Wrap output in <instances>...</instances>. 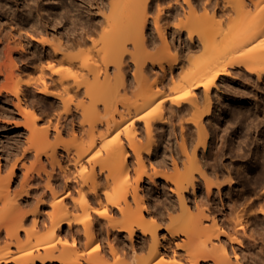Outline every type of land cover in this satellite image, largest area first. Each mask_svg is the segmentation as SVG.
<instances>
[{
  "label": "bare ground",
  "instance_id": "obj_1",
  "mask_svg": "<svg viewBox=\"0 0 264 264\" xmlns=\"http://www.w3.org/2000/svg\"><path fill=\"white\" fill-rule=\"evenodd\" d=\"M45 1L54 0H19L20 17L14 22L23 32L17 51L23 54L26 43H48L52 51L33 58L48 57L47 67L58 75L51 82L65 93L87 97L94 117L87 126L84 121L74 126L67 109L55 123L38 126L29 87L46 94L49 85L42 75L40 86L34 81L23 86L19 78L8 85L20 69L6 47L14 68H0V91L7 93L4 98H16L13 105L28 135L26 159H15L0 174V264H239L247 219L233 218V210L245 205L248 219L264 223L258 217L264 212L257 210L264 204V0L233 1V12L220 0H184L189 24L174 30H184L186 41L168 40L159 14L152 19L159 46L145 33L154 0H68L73 18L63 0H58V15ZM14 6L9 3L7 11ZM92 8L111 11L92 14ZM42 11L49 15L46 20ZM103 21L110 45L100 62L78 64L67 49L90 41ZM68 24L76 33H69ZM55 62L74 71L54 68ZM147 62L156 63L159 74H147ZM131 63L132 77L125 79L123 69H131ZM190 110L193 116L183 121ZM204 119L214 126L210 148L200 141L207 135ZM171 120L179 121L181 152L165 151L157 159L154 131ZM69 123L72 138L59 139ZM81 133L88 135L86 143L76 141ZM27 150H33L32 160ZM129 150L134 163L128 161ZM151 157L159 167L152 175L161 173L176 198L159 200L153 209L145 200L148 189L140 188L144 176L152 179L145 164ZM18 164L16 189L11 186ZM169 167L176 175H167ZM201 184L205 192L197 193Z\"/></svg>",
  "mask_w": 264,
  "mask_h": 264
},
{
  "label": "rangeland",
  "instance_id": "obj_2",
  "mask_svg": "<svg viewBox=\"0 0 264 264\" xmlns=\"http://www.w3.org/2000/svg\"><path fill=\"white\" fill-rule=\"evenodd\" d=\"M4 5L3 7H0V68L1 71L4 72L5 70L9 71L10 68H14V66L11 65V62L9 61V57L6 53V47L9 46L11 48V56L13 57L16 65L20 69L19 77L12 78L8 85H13L19 78V81L21 85L25 86L26 82L34 81L39 86L41 84V78L40 75L43 76V79L48 83L49 93H41L37 92V87L31 85L29 87L31 92V95H27L31 100L30 106L35 113L38 115L39 119L37 120V125L42 127L48 124V122H51V124L55 123L56 119L59 116L66 115L65 111L68 109V120L70 122H73V125H78V122L84 121V125L87 126V122L91 121L94 116V113H92L91 107H89V99L83 94H75L73 90L69 91V93H65L60 90L58 84L57 86L54 85V82H51V78L57 82L58 75L55 73H52L51 70L47 67L46 60L48 57H42V58H33V55L36 53L43 54L44 51H47L50 49L51 46L47 44L37 43L38 45L26 43V51L19 55L20 53L17 51V41L19 38L20 33L23 32V29L20 27L19 23H16L14 21H17L20 17L19 11L17 9V5L19 4V0H0ZM94 1V0H92ZM175 0H154L153 3L149 6L147 10V17L148 21L145 26V33L146 36H152L153 40L155 42V45L159 46L161 44L162 39L157 34V32L154 30L152 26V19L159 14V24L164 25V32L165 36L168 40L175 43V45L178 44L179 41H186V35L185 31L176 32L174 30L175 25H184L187 26L189 22L187 21L188 16V8L186 4L184 3V0H177V2H174ZM222 4H225L226 8L233 12V1L238 0H220ZM244 1V0H243ZM248 1V0H245ZM97 0H95V3ZM134 2V0H133ZM9 3H14V10L7 11L6 7L9 5ZM47 6H53L54 8L51 9V13L58 15L59 13L56 12L59 8L57 6H60V1L54 0V1H45ZM175 3V4H174ZM170 4H173V6H170ZM62 5L67 6V8H70V16L73 18L74 15V9L71 8L70 4L68 3V0H63ZM93 7V6H92ZM63 6H61V9ZM250 8V6L248 7ZM92 14H96L98 12H103L106 14L110 13L109 8H102L101 10H94L92 8ZM247 9V8H246ZM203 13V10H197V14L201 15ZM233 14V13H232ZM42 17L43 19H47L49 17L47 11H42ZM214 22L218 20V16L211 18ZM108 29V25L105 21L102 22L101 26H99L98 31L93 34L92 39L90 41H87L84 44H80L77 46H74L72 48H68L67 51L70 53L75 54V61L79 64L81 61L91 64L94 62H100L101 56L103 54V51L107 49V47L111 43V38L107 36V34L104 33V30ZM67 30L70 34L76 33V26L74 27L73 24H68ZM42 36V34H41ZM44 36V35H43ZM17 39V40H16ZM16 43V44H15ZM51 44L56 43V41H50ZM50 46V47H49ZM4 47V48H3ZM3 48V49H2ZM155 53L159 54L160 50L153 49ZM156 55V54H155ZM128 60V59H127ZM46 65V66H45ZM54 68H61L64 72L67 71H74V68H68L66 64L55 62ZM134 65L131 63V69L125 68L123 69L124 77L125 79H130L132 77V69ZM144 71L147 74L156 75L159 74V67L156 63L151 64V62L145 63ZM1 72V73H2ZM160 72V71H159ZM0 73V87H2V83L4 82V76L3 73ZM56 84V83H55ZM37 85V86H38ZM236 85V84H235ZM2 89V88H1ZM50 90V91H49ZM0 94V169L1 175L5 174L7 170L9 169L11 163L15 159H26L22 158V152L23 148L27 146L26 143V137L28 135V128H26L24 125L25 120L22 115L16 111L14 108L13 103L15 104L16 98L12 94H8L7 97H3L6 92L2 89ZM3 94V95H2ZM2 95V96H1ZM204 106H201L203 109ZM194 111L190 110L187 112L182 120L186 121L189 120L193 116ZM171 124H173V128L171 127ZM204 124L207 129V135L202 136L200 138V141H203L204 139L207 141V145L210 148V145L212 144V135H213V129L214 126L211 123V119H204ZM4 125V126H3ZM70 123L67 126V132L61 133V135L58 137L59 139H71L72 135L69 132L70 130ZM4 127V128H3ZM190 130V129H189ZM52 131V130H51ZM154 140L153 143V151L152 153L156 154L157 159H160L165 151L169 153V151L173 152L174 154L179 153L181 147L176 144L180 143L181 137H180V125L179 121L177 120H171L166 122L165 126H161L154 131ZM159 133H162L163 135L159 136ZM193 138L195 141L198 140L197 137V131L195 130L194 126L191 124V131ZM53 134L55 136V133L53 131ZM54 136L51 137V139H54ZM163 138V142L159 145V140ZM88 140V135L86 133L78 134L76 137V141L78 143H86ZM229 141V139H228ZM199 149L201 150L202 147L199 146ZM33 150H27L26 155L27 157L32 160ZM209 149L207 150L208 153ZM227 151V150H225ZM167 153V154H168ZM200 155V153H199ZM225 158V157H224ZM7 159L9 161H7ZM44 159V157H43ZM145 159V157H144ZM128 161L129 163H134V155L132 154L131 150H129L128 155ZM213 160H210L212 162ZM226 162V160H225ZM28 163V162H27ZM147 173L150 174L153 169L152 168H159L156 166V160L151 157L150 164L148 161H145ZM49 167V166H47ZM69 169L70 165H67ZM49 169V168H48ZM210 170V168H209ZM184 169L180 168V172H183ZM167 175L174 176L175 171L172 168H168L166 170ZM153 172L151 173V175ZM161 174V173H160ZM155 174L152 175V179L148 178V176H144L143 180L141 181L140 188L147 190V194H145V200L147 201V204L150 208H154V204H160L159 200H165L168 201L170 198L173 200H176L175 196H172V192L169 191L168 185L164 182L161 175ZM14 180L15 183L12 184V188L15 187L16 189L19 188L18 183L19 179L21 177V167L18 164V166L15 167L14 172ZM208 177L211 180H215L214 176L210 174ZM241 187V186H240ZM197 193H204V185H197ZM215 192V188H212ZM241 189V188H240ZM237 189V192H240L241 190ZM243 189V188H242ZM152 192V193H150ZM234 191L230 192V194H233ZM172 196V197H171ZM153 198H156L153 201ZM245 205L237 206L233 212L232 216L233 218L236 215L242 214V217L246 220V227H245V236L240 237L239 244L245 248V254L244 256L241 255L239 258L238 263L239 264H264V223L260 221V219H248L247 215V209L244 207ZM45 209H48L46 206ZM257 210L264 212V204L261 205ZM259 218H264V214L258 213ZM124 232H121V237L124 236ZM138 234V232H137ZM136 238V236H135ZM134 240V238H133ZM138 239H135L137 241ZM126 244H130V240L128 238H125ZM103 246L106 248V241L102 243ZM236 245V244H235ZM172 248L174 245L171 246ZM240 252L239 250H237ZM112 261V260H111Z\"/></svg>",
  "mask_w": 264,
  "mask_h": 264
}]
</instances>
